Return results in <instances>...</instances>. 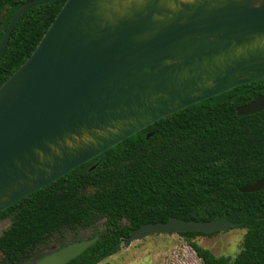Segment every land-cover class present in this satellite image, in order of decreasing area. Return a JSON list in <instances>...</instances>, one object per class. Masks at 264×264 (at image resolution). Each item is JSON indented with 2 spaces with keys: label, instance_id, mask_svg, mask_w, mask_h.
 I'll list each match as a JSON object with an SVG mask.
<instances>
[{
  "label": "water",
  "instance_id": "water-1",
  "mask_svg": "<svg viewBox=\"0 0 264 264\" xmlns=\"http://www.w3.org/2000/svg\"><path fill=\"white\" fill-rule=\"evenodd\" d=\"M12 14L0 58L22 15ZM264 79V0H66L31 55L0 85V211L159 119ZM264 110V94L237 107ZM154 134H147V138ZM264 188V178L242 192ZM235 222L171 217L154 233L211 234ZM98 236L32 264H67Z\"/></svg>",
  "mask_w": 264,
  "mask_h": 264
},
{
  "label": "trees",
  "instance_id": "trees-1",
  "mask_svg": "<svg viewBox=\"0 0 264 264\" xmlns=\"http://www.w3.org/2000/svg\"><path fill=\"white\" fill-rule=\"evenodd\" d=\"M26 1L0 0V40ZM65 1L22 15L0 58V85L31 55ZM263 94L264 79L167 115L0 211V221L10 220L0 234V264H32L52 242L58 249L94 236L67 264H100L135 228L171 217L229 219L245 230L235 256H216L194 241L218 232L179 233L204 264H264V188L240 190L264 178V110L237 114Z\"/></svg>",
  "mask_w": 264,
  "mask_h": 264
},
{
  "label": "rangeland",
  "instance_id": "rangeland-1",
  "mask_svg": "<svg viewBox=\"0 0 264 264\" xmlns=\"http://www.w3.org/2000/svg\"><path fill=\"white\" fill-rule=\"evenodd\" d=\"M10 220L0 221V234L9 226ZM87 230L83 235H90ZM245 230L231 227L212 235L194 238L199 245L210 249L216 256H235L242 247ZM52 242L44 252L58 247ZM2 258L0 252V259ZM100 264H204L185 237L179 233H154L124 245L116 254Z\"/></svg>",
  "mask_w": 264,
  "mask_h": 264
},
{
  "label": "crops",
  "instance_id": "crops-1",
  "mask_svg": "<svg viewBox=\"0 0 264 264\" xmlns=\"http://www.w3.org/2000/svg\"><path fill=\"white\" fill-rule=\"evenodd\" d=\"M129 246V245H128ZM124 248V246L121 248V249H123Z\"/></svg>",
  "mask_w": 264,
  "mask_h": 264
}]
</instances>
